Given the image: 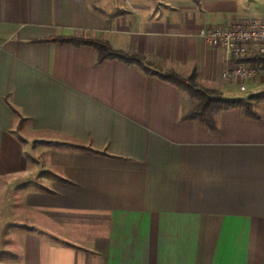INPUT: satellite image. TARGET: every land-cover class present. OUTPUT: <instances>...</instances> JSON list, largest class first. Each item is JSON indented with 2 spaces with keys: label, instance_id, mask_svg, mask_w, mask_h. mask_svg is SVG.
Returning <instances> with one entry per match:
<instances>
[{
  "label": "crops",
  "instance_id": "1",
  "mask_svg": "<svg viewBox=\"0 0 264 264\" xmlns=\"http://www.w3.org/2000/svg\"><path fill=\"white\" fill-rule=\"evenodd\" d=\"M237 21L264 0H0V264H264V98L210 131L182 89L49 41L242 100L264 77L241 92L198 36Z\"/></svg>",
  "mask_w": 264,
  "mask_h": 264
},
{
  "label": "trees",
  "instance_id": "2",
  "mask_svg": "<svg viewBox=\"0 0 264 264\" xmlns=\"http://www.w3.org/2000/svg\"><path fill=\"white\" fill-rule=\"evenodd\" d=\"M49 41L73 46H89L96 51L98 62L118 60L126 64H133L139 67L146 75L157 76L161 80L182 89L198 102L197 107L185 115L183 120L198 121L210 131H214L216 128L214 117L219 111L226 110L237 105H240L244 109L247 116L257 118L256 115L251 112V107L248 102L242 101L241 99H225L217 91L198 86L193 82L192 78L184 79L172 71L162 73L147 64L142 57L127 55L122 52L115 51L104 41L86 39L83 37H58L50 39ZM235 62L264 65V56H244L235 58ZM250 98L254 99L256 97L251 96Z\"/></svg>",
  "mask_w": 264,
  "mask_h": 264
},
{
  "label": "built area",
  "instance_id": "3",
  "mask_svg": "<svg viewBox=\"0 0 264 264\" xmlns=\"http://www.w3.org/2000/svg\"><path fill=\"white\" fill-rule=\"evenodd\" d=\"M198 36L209 46L222 49L234 58L244 57L247 48L264 56V21H237L225 28L201 30ZM264 77V65L236 63L222 73L225 80L236 79L241 92L245 84Z\"/></svg>",
  "mask_w": 264,
  "mask_h": 264
},
{
  "label": "rangeland",
  "instance_id": "4",
  "mask_svg": "<svg viewBox=\"0 0 264 264\" xmlns=\"http://www.w3.org/2000/svg\"><path fill=\"white\" fill-rule=\"evenodd\" d=\"M254 88L255 89H253L252 91L247 93V95L245 97H243L242 101H246L247 102V99H250L251 96H255V97L260 98V99L264 98V79H262V81H260L259 83H256ZM5 256H6V258L8 260L12 259V256H10L9 254H7Z\"/></svg>",
  "mask_w": 264,
  "mask_h": 264
}]
</instances>
